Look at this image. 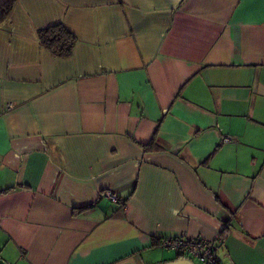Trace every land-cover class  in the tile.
<instances>
[{
  "label": "crops",
  "instance_id": "0c3cea01",
  "mask_svg": "<svg viewBox=\"0 0 264 264\" xmlns=\"http://www.w3.org/2000/svg\"><path fill=\"white\" fill-rule=\"evenodd\" d=\"M55 24L69 57L38 40ZM183 234L264 264V0H15L0 264H205L160 245Z\"/></svg>",
  "mask_w": 264,
  "mask_h": 264
},
{
  "label": "trees",
  "instance_id": "16d2710c",
  "mask_svg": "<svg viewBox=\"0 0 264 264\" xmlns=\"http://www.w3.org/2000/svg\"><path fill=\"white\" fill-rule=\"evenodd\" d=\"M15 0H0V23L7 17ZM40 44L48 50L53 57L66 58L72 54L76 42L75 36L61 24L51 25L38 31ZM144 149H158L155 139L143 145Z\"/></svg>",
  "mask_w": 264,
  "mask_h": 264
},
{
  "label": "built area",
  "instance_id": "2783aa9c",
  "mask_svg": "<svg viewBox=\"0 0 264 264\" xmlns=\"http://www.w3.org/2000/svg\"><path fill=\"white\" fill-rule=\"evenodd\" d=\"M224 141L229 139L225 137ZM107 197L118 202L119 198L113 191H106ZM160 245L187 252L190 256L202 261L205 264H219L216 253V246L213 241L202 238H189L184 234L177 237H169L160 241Z\"/></svg>",
  "mask_w": 264,
  "mask_h": 264
}]
</instances>
